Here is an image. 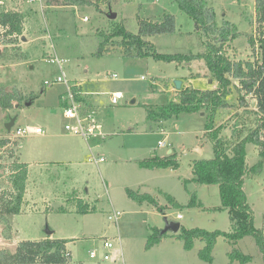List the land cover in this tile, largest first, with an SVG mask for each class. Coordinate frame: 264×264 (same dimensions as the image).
<instances>
[{"label":"rangeland","instance_id":"374dc122","mask_svg":"<svg viewBox=\"0 0 264 264\" xmlns=\"http://www.w3.org/2000/svg\"><path fill=\"white\" fill-rule=\"evenodd\" d=\"M205 1L214 10L218 26L226 21L229 33H237L224 46L228 56L235 60L256 57L247 39L255 33L254 0ZM1 10L25 14L26 40L20 38L7 46L0 43V91L16 96L10 108L0 109V138L10 141L0 148V192L10 188V163L27 161L31 166L22 213L0 220V248L12 249L22 239L43 238L50 229L53 237L70 240V264H230L228 252L233 248L252 256L248 264H264L251 235L234 246L225 237H218L211 261L198 256L204 241L195 239L192 248L186 250L171 232L145 248L153 229L163 228L164 216L179 221L184 228L231 231L228 211L217 209L218 186L198 183L191 170L194 161L213 157L210 132L204 131L205 110L181 112L162 120L148 118L146 112V106L177 102L175 80L181 81V87L216 88L217 82L203 60L177 64L152 56H127L112 44L117 38L102 45L105 35L118 23L137 32L139 19L161 20L163 13H168L174 15L175 30L148 37L156 50L203 51L195 22L176 0H110L100 2L98 8L93 4L48 6L46 0H3ZM109 11L116 13L114 19L107 16ZM55 56L68 85L81 87L82 100H76L80 112L101 125L104 139L93 137L86 142L65 130L64 125L72 122L63 116L66 85L44 84L60 75L52 60ZM113 73L117 77L111 78ZM112 91L123 94L117 104L110 102ZM238 96L239 92L232 88L228 106L216 112L214 123L223 125L220 135L227 138L236 123L243 135L259 125L251 113L256 108L254 98L248 95L242 104ZM13 115L16 119L12 129L32 126L40 127L44 133L11 137L5 124ZM258 135L264 142V127ZM159 140L164 144L158 145ZM169 149L179 162L177 169L140 166V161L167 155ZM245 151L249 166L259 163L254 172L244 177L242 188L252 209L253 226L261 228L264 155L252 143L246 145ZM91 152L104 157V161L91 162ZM127 188L154 196L164 213L151 204L129 198ZM72 195L94 206V210L76 212ZM167 195L181 205L176 206ZM192 195L195 201L189 205ZM60 207L64 210L60 211ZM113 210L119 211L116 224L109 219ZM177 214L181 218L177 219ZM105 238L112 239L114 246L111 258L101 260ZM119 246L123 255L117 259L114 254ZM91 249L97 251L95 258L89 256ZM232 264L240 263L234 260Z\"/></svg>","mask_w":264,"mask_h":264},{"label":"trees","instance_id":"16d2710c","mask_svg":"<svg viewBox=\"0 0 264 264\" xmlns=\"http://www.w3.org/2000/svg\"><path fill=\"white\" fill-rule=\"evenodd\" d=\"M182 11L186 12L195 22L196 32L202 39L204 50L198 53L177 52L162 53L156 50L155 44L148 37L156 34L172 33L175 30L174 15L163 13L161 20L139 19L137 32H131L118 23L112 32L105 35L102 45L117 38L116 46L127 56H152L156 60L187 64L193 60H203L205 66L217 82L213 89H199L194 87H181L177 91V102L155 106H146L147 117L156 120L168 119L177 116L181 112H198L205 110L204 131L210 132L213 144V157L202 161H194L191 170L194 180L201 184H216L219 189L220 205L217 209H226L229 214L231 231L216 229L208 231L201 227L184 228L180 226L177 233L172 236L181 241L183 248H192L195 239L204 241V246L198 251L199 258L211 261V251L217 238L222 236L228 239L234 246L247 235H251L256 246L263 255L264 262V223L261 228L253 226V215L250 204L244 194L242 184L244 177L254 172L259 165L249 166L246 162V145L255 144L261 148L264 155V142L259 138V130L264 127V0H254L255 33L247 36L248 43L253 53L257 56L251 59H231L223 50L226 43L234 39L237 33H229L226 21L219 25L216 22L214 10L207 5L205 0H176ZM109 3L110 0H46L48 6H82L93 4L98 8L99 3ZM25 26V14L19 10L0 11V43L13 45L23 35ZM205 38V39H204ZM256 51V52H255ZM196 74V73H195ZM235 81V82H234ZM232 88L239 92L238 99L245 104L246 96L250 95L255 100V110L252 111L259 122L257 129L247 135L242 134L238 123L231 128L229 138L220 135L223 125L214 123L216 112L220 108L228 106L227 97ZM76 100H79L80 91L76 85L73 87ZM16 98L13 92L0 91V109L6 110L12 106V100ZM9 139L0 138V148L9 144ZM12 157V154L9 155ZM143 168H171L177 169L179 162L173 151L163 156H153L140 161ZM10 171V188L0 192V220L7 216L22 213L25 205L26 183L28 177V164L22 161H14L7 166ZM126 194L138 203H148L157 207L162 213L163 207L157 199L149 193H140L130 188ZM72 198L75 211L88 213L94 210V206L77 197ZM171 200L176 206L181 204ZM191 196L189 205L195 198ZM60 211L64 207L59 208ZM160 229L154 228L148 236L145 248L149 249L165 236ZM69 239L45 236L40 239H22L15 247L0 248V264H70V251L67 248ZM230 264L238 261L240 264H248L252 258L250 254L233 248L228 252Z\"/></svg>","mask_w":264,"mask_h":264},{"label":"built area","instance_id":"2783aa9c","mask_svg":"<svg viewBox=\"0 0 264 264\" xmlns=\"http://www.w3.org/2000/svg\"><path fill=\"white\" fill-rule=\"evenodd\" d=\"M28 2H31L33 0H27ZM39 1V0H38ZM3 3V0H0V4ZM84 20L87 19L86 17L83 18ZM58 67H59V72L60 75H58L55 80L53 81H45L44 84L45 85H49L50 83L53 82H61L64 83L66 85V99L67 102L64 106L63 109V116L66 119H70L72 120V122H68L64 125V128L66 131L70 132L73 135L79 136L82 139H84L86 142L90 139V138H95L98 137L100 139H104L105 138V133L102 130V127L99 123L95 122L94 120H92L89 116L87 115H83L80 112V106L77 105L76 103V98H75V92L73 91V87L76 85H68V80L65 79L63 72H62V68H61V63L59 61V59L55 56L53 57V59ZM111 78H115L117 77V75L115 73L110 75ZM123 97V94L121 91H113L110 93V102L112 104H117L119 102V100ZM44 131L40 128V127H32V126H27V127H16L15 129H12L10 131V136L11 137H24L26 135H31V134H43ZM164 142L159 140L158 141V145H163ZM89 149L90 146H89ZM90 161L95 163V164H99L101 162L104 161V157H102L101 155H99L98 153L94 154L93 152H91V157H90ZM118 215H119V211L117 210H113L111 215H109V219L112 220L113 222H115V224L117 223V219H118ZM177 219L181 218V214H177ZM117 242L119 243V238H116ZM114 246L112 239L109 238H105L102 240V247L104 249V251L102 252L101 255V260H107L110 259L112 256L111 253V248ZM118 251L114 254V256L117 257V259L121 258L123 253L121 251V247H118ZM97 255V251L96 249H91L89 251V256L90 258H95Z\"/></svg>","mask_w":264,"mask_h":264},{"label":"water","instance_id":"95a60500","mask_svg":"<svg viewBox=\"0 0 264 264\" xmlns=\"http://www.w3.org/2000/svg\"><path fill=\"white\" fill-rule=\"evenodd\" d=\"M107 16L110 18V19H114L116 17V13L115 12H112V11H109ZM21 40L25 41L26 40V37L24 35L21 36ZM174 87L176 90H179L181 88V81L180 80H175L174 81ZM131 103L134 102V99H132L130 101ZM30 103H27V105H29ZM15 119H16V115H13L9 118L8 122L5 124V128H6V131L7 132H10L14 123H15ZM171 152V149L168 150V154ZM180 222L177 221V220H171V219H167L166 216H164V226L162 229H160V233L163 234V233H168V232H171V233H177L180 229ZM46 234L48 236L52 235L53 234V231L50 230V229H47L46 230Z\"/></svg>","mask_w":264,"mask_h":264},{"label":"crops","instance_id":"0c3cea01","mask_svg":"<svg viewBox=\"0 0 264 264\" xmlns=\"http://www.w3.org/2000/svg\"><path fill=\"white\" fill-rule=\"evenodd\" d=\"M78 87H79V89H80V91L78 92V94H79V100H82V91H81V87L79 86V85H77ZM113 92V91H112ZM22 162H24V161H22ZM26 163L28 164V168H30V166H31V163L30 162H27L26 161ZM26 194H27V191H26ZM51 237H53V235H50ZM64 239H66V238H64ZM67 248H68V242H67ZM70 256H71V254H70Z\"/></svg>","mask_w":264,"mask_h":264}]
</instances>
